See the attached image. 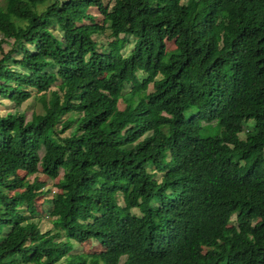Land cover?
Segmentation results:
<instances>
[{"label": "trees", "instance_id": "16d2710c", "mask_svg": "<svg viewBox=\"0 0 264 264\" xmlns=\"http://www.w3.org/2000/svg\"><path fill=\"white\" fill-rule=\"evenodd\" d=\"M43 1L0 0V97L42 108L0 114V264H264V0Z\"/></svg>", "mask_w": 264, "mask_h": 264}, {"label": "rangeland", "instance_id": "374dc122", "mask_svg": "<svg viewBox=\"0 0 264 264\" xmlns=\"http://www.w3.org/2000/svg\"><path fill=\"white\" fill-rule=\"evenodd\" d=\"M113 0H95L92 3H89L87 5L86 11L91 13L93 15V21L94 22H101V18L103 13L109 8V5L112 3ZM46 0L43 1L42 6L46 5ZM129 40H126V42L124 43V45L122 46V48L120 49V52L122 54L127 53L130 48L132 47V40H131V36L127 35ZM93 39L99 43V42H106L107 40H109L110 38L106 37L105 35H103L100 32H94L92 34ZM11 38H8V40L10 41ZM1 51H6L9 47L8 43H1ZM164 48H165V53H169L173 48H174V44L172 42V40L170 39H164ZM0 51V52H1ZM10 64H14L15 66H17L15 63H13L12 61L9 60ZM17 69L19 68L18 66L16 67ZM27 72L26 70H22ZM8 83H12L11 81H8ZM51 89H54L55 87L53 85L50 86ZM148 89H150V84L147 87ZM121 99H118V106L121 107ZM19 110L22 111L24 113V119H28L30 117H36L39 116L42 113V108H41V104L40 102L37 100L36 95L34 94V92L28 96L26 99H24L23 101L16 103V102H10L7 100V98L5 97H0V114L3 113L6 110ZM64 116H67V113L64 114ZM61 122V121H60ZM242 127L243 128H248L249 124L247 122H243L242 123ZM68 130V126L64 127L61 129L60 133L61 135L67 133ZM243 133L240 132L239 136L242 137ZM42 148L41 146L39 147V152L41 153ZM17 173L20 176H24L25 173L23 170L18 169ZM60 173V171H59ZM58 173V174H59ZM58 174L53 177V178H48L41 170L40 167L38 166V170L35 173L32 174H26L25 176L28 179H31L33 175H36L38 179L43 180V186L40 188H49L50 192H48L45 196H48L49 194H53L55 193L57 190H59L57 188V186L55 185V183L57 181H59V176ZM20 188H17V190H19ZM12 192L9 191V193ZM44 195H37L36 199H35V211L30 214L29 217V221H33V222H37V225L39 226V228L41 230H44L46 228H49L51 226V220H54L56 218L55 215H50L48 210H49V206H50V202L46 201V199L42 200V197ZM118 198V202H121L122 200L120 199L119 196H117ZM42 200V201H41ZM134 211H136V208H133ZM102 249L101 244L95 240L94 238H90L88 240H84L81 241L79 243H76L74 245L73 251L74 252H84V253H95L98 252L99 250Z\"/></svg>", "mask_w": 264, "mask_h": 264}]
</instances>
